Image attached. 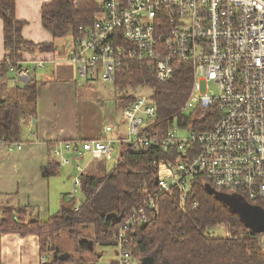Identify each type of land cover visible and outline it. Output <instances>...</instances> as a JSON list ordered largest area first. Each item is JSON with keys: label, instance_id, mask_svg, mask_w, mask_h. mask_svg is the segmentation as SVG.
Segmentation results:
<instances>
[{"label": "built area", "instance_id": "built-area-1", "mask_svg": "<svg viewBox=\"0 0 264 264\" xmlns=\"http://www.w3.org/2000/svg\"><path fill=\"white\" fill-rule=\"evenodd\" d=\"M95 1L99 14L92 25L79 27L69 55L82 78L113 85L126 61L149 64L163 84L180 63L193 77L188 99L167 127L153 99L138 95L122 112L127 132L119 139L109 136L114 129L107 126L98 139L65 142L54 150L62 166L70 156L110 161L116 142L126 146V154L149 147L167 151L154 190L143 192V203L113 236L118 264H132L129 235L158 214L162 195L177 193L184 211L198 206L192 196L199 180L264 209L256 203L264 202V0ZM9 64L19 84L32 79L20 62ZM262 242L264 248V234ZM41 261L48 263V256Z\"/></svg>", "mask_w": 264, "mask_h": 264}, {"label": "trees", "instance_id": "trees-1", "mask_svg": "<svg viewBox=\"0 0 264 264\" xmlns=\"http://www.w3.org/2000/svg\"><path fill=\"white\" fill-rule=\"evenodd\" d=\"M99 11L95 0H52L42 8V25L54 38L75 37L80 26L94 23ZM0 17L8 52L5 61L0 63L1 92L10 74L9 61H21L23 52H45L54 45H35L24 39L25 23L16 17L15 0H0ZM178 69L173 79L163 84L156 80L149 64L124 62L113 84L115 91L121 94L115 98L118 113L122 114L136 100V95L129 94L127 89L148 87L159 120L167 127L185 104L193 85L191 69L181 63ZM15 91L11 101L0 100V142L9 144L21 141L22 119L36 118L37 82L31 79ZM167 157L166 150L149 147L124 153L109 173L105 163L101 164L99 170L81 176L83 202L78 204L75 198L66 200L61 212L47 222L37 218L27 220L23 208H3L0 211V264L4 234L38 236L41 255L51 256L52 264H65L55 238L66 230L74 236L76 233L78 236V231L91 230L95 243L116 245L115 232L132 209L143 203V192L154 190L158 164ZM202 181L197 182L193 191L192 199L198 202L196 208L190 205L182 210L175 192L162 195L158 214L129 235L132 264H142L150 257L154 259L153 264H264L263 234L251 228L238 210L240 202L253 207L254 204L238 199V194L214 190ZM256 203L264 204L263 201ZM220 225L228 229L229 235L225 238L210 234Z\"/></svg>", "mask_w": 264, "mask_h": 264}, {"label": "crops", "instance_id": "crops-1", "mask_svg": "<svg viewBox=\"0 0 264 264\" xmlns=\"http://www.w3.org/2000/svg\"><path fill=\"white\" fill-rule=\"evenodd\" d=\"M15 1L16 17L25 23L22 30L24 39L35 45L53 44L54 47L45 52H23V59L18 61V67L31 70L32 79L37 82L36 118H24L20 121V142H0V211L6 207L23 208L26 209L27 220L37 218L47 222L61 212L66 200H77V177L73 179L72 190L69 191V179L74 167L82 171L83 175L93 164H96L95 168L98 167L95 170L93 168L91 173L108 162L90 158L91 162L82 169L80 165L71 166L73 161L79 159L70 156V163L62 166L54 156L55 148L65 142L98 139L107 126L113 127L114 131L109 136L117 140L125 134L123 129L125 126L127 129V125L119 123L118 115L105 114L103 99L87 95L88 88L94 87V80L82 78L78 67L69 61L74 36L70 35V40L67 36L54 38L43 27L42 8L52 0ZM7 55L4 25L0 17V63L5 61ZM37 61L42 62L44 67L35 68L33 63ZM3 86L0 100L11 101L10 98H15L12 96L16 93L15 88L23 85L19 84L16 74L10 72ZM116 148L119 153L117 164L125 153L126 146L116 142L115 151ZM79 244L93 249L97 243L82 239ZM106 246H114L118 256L116 245ZM60 254L65 264H85L83 258L74 257L67 261L70 254L62 251ZM41 258L38 236L16 233L2 235L1 264H43ZM51 262L50 256L46 264H52Z\"/></svg>", "mask_w": 264, "mask_h": 264}, {"label": "rangeland", "instance_id": "rangeland-1", "mask_svg": "<svg viewBox=\"0 0 264 264\" xmlns=\"http://www.w3.org/2000/svg\"><path fill=\"white\" fill-rule=\"evenodd\" d=\"M67 38L70 40L71 37L67 36ZM87 83V81H85ZM94 86L93 88L89 87L88 91L86 92L88 96H93V97H98V99H103V106H104V111L107 116H109V113H111V116L118 115V121L125 123V120L122 116V114L118 113L117 107L115 105V98L119 97L121 94L117 93L111 83H107L103 81L101 78L98 80H94L93 83ZM129 94L133 95H145V96H150L152 95L151 89L148 87H137L135 89H127ZM124 133L127 132L126 126L124 127ZM183 133V132H181ZM91 157H86L84 159H79L76 161H73L71 163V166H77L80 165L82 169L85 168L87 163L90 161L91 162ZM117 160H119V153L118 149L116 148L114 157L112 160L105 162L107 171L108 173L111 172V170L114 168ZM96 164H93L91 169H87L86 173H91V170H94L98 167H96ZM82 175V171L77 170L76 167H74V170L71 173V178L69 179V191L72 190V183L75 180L74 178H79ZM74 179V180H73ZM77 191L75 192V196L77 198L78 204L81 203L84 199V196L82 194V190L79 187L76 188ZM238 210L240 209L241 212L244 214V217L248 220L250 213H251V208L249 211V206L245 204L244 202H240L238 206ZM210 234L214 237H222L225 238L226 236L229 235L228 229L225 225H220L217 228L213 229ZM93 233H90V230H83V231H78V236L77 233L74 236L70 230H66L64 232H61L56 238H55V244L61 249V251L65 254H70V259L69 261L74 258H83L85 260V264H117L118 262V256L116 255V250L114 246H103L100 244H95V247L93 249L87 248L85 244H82V247L79 244V241L82 239H87L90 241H94L93 238ZM81 249H78V248ZM75 261V260H73ZM78 262V260H77Z\"/></svg>", "mask_w": 264, "mask_h": 264}, {"label": "water", "instance_id": "water-1", "mask_svg": "<svg viewBox=\"0 0 264 264\" xmlns=\"http://www.w3.org/2000/svg\"><path fill=\"white\" fill-rule=\"evenodd\" d=\"M251 208V213L249 216V219L247 220L245 217V220L249 224L251 228H253L256 232L259 234H264V210L257 206H249V211ZM243 214V213H242ZM244 216V214H243ZM154 259L153 258H146L142 261V264H153Z\"/></svg>", "mask_w": 264, "mask_h": 264}]
</instances>
